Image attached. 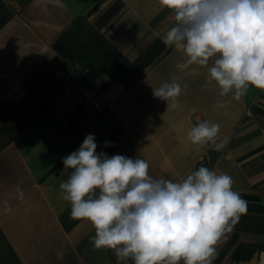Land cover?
Instances as JSON below:
<instances>
[{"label": "crops", "instance_id": "obj_1", "mask_svg": "<svg viewBox=\"0 0 264 264\" xmlns=\"http://www.w3.org/2000/svg\"><path fill=\"white\" fill-rule=\"evenodd\" d=\"M174 23L158 0H0V264H134L95 249L93 226L73 219L61 198L62 159L89 134L97 153L144 159L151 176L173 182L215 153L208 168L232 177L247 212L222 237L212 264L257 263L264 90L250 86L239 101L220 97L214 82L205 83L206 68L178 69L184 53L161 39ZM86 56L103 70L94 85L99 113L77 100L79 80L66 73ZM173 76L182 89L174 110L153 96ZM202 121L220 125L221 150L209 143L197 152L187 139Z\"/></svg>", "mask_w": 264, "mask_h": 264}, {"label": "clouds", "instance_id": "obj_2", "mask_svg": "<svg viewBox=\"0 0 264 264\" xmlns=\"http://www.w3.org/2000/svg\"><path fill=\"white\" fill-rule=\"evenodd\" d=\"M158 2L174 14L175 23L161 39L184 53L178 69L206 68L205 83L214 82L220 97L231 94L239 101L250 86L264 90V0ZM181 93L175 76L153 88V96L166 101L167 109L179 107ZM219 132L218 123L202 121L191 127L187 139L197 152L209 143L219 151L226 143H217ZM96 150L95 136L89 134L62 159L61 176L67 179L59 188L71 205L70 216L93 226V247L112 250L118 261L212 264L222 237L247 212L232 177L203 163L173 182L151 176L144 159L109 157Z\"/></svg>", "mask_w": 264, "mask_h": 264}, {"label": "built area", "instance_id": "obj_3", "mask_svg": "<svg viewBox=\"0 0 264 264\" xmlns=\"http://www.w3.org/2000/svg\"><path fill=\"white\" fill-rule=\"evenodd\" d=\"M73 94L77 100L94 113H99L104 109L100 94L94 85L79 83ZM256 264H264V250L260 251Z\"/></svg>", "mask_w": 264, "mask_h": 264}, {"label": "trees", "instance_id": "obj_4", "mask_svg": "<svg viewBox=\"0 0 264 264\" xmlns=\"http://www.w3.org/2000/svg\"><path fill=\"white\" fill-rule=\"evenodd\" d=\"M102 71V68L96 63V61L89 56L82 58L77 67H66L67 75L75 76L78 78L79 83H87L91 85H95V82Z\"/></svg>", "mask_w": 264, "mask_h": 264}, {"label": "water", "instance_id": "obj_5", "mask_svg": "<svg viewBox=\"0 0 264 264\" xmlns=\"http://www.w3.org/2000/svg\"><path fill=\"white\" fill-rule=\"evenodd\" d=\"M215 155H216L215 153H210L207 156V158L203 161V164L208 167L209 164L212 162L213 158L215 157Z\"/></svg>", "mask_w": 264, "mask_h": 264}]
</instances>
